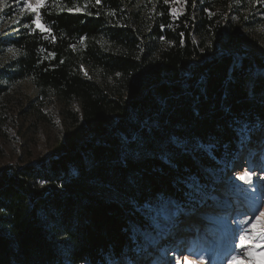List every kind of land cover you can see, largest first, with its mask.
Here are the masks:
<instances>
[{
	"label": "trees",
	"instance_id": "obj_1",
	"mask_svg": "<svg viewBox=\"0 0 264 264\" xmlns=\"http://www.w3.org/2000/svg\"><path fill=\"white\" fill-rule=\"evenodd\" d=\"M51 1L41 9L47 33L24 28L27 14L0 39V54L19 51L5 77L78 102L92 134L0 169V264H107L136 246L138 208L181 199L180 178L203 179L232 156L245 125L264 130V58L238 56L248 35L212 14V0H153L146 20L140 10L119 25L109 14L125 0L95 2L92 15L68 11L81 0Z\"/></svg>",
	"mask_w": 264,
	"mask_h": 264
},
{
	"label": "rangeland",
	"instance_id": "obj_2",
	"mask_svg": "<svg viewBox=\"0 0 264 264\" xmlns=\"http://www.w3.org/2000/svg\"><path fill=\"white\" fill-rule=\"evenodd\" d=\"M152 1L125 0L121 13L109 14L110 24H122L140 10L146 20ZM29 2L35 4L37 0ZM95 2L81 0L82 4L72 12H88ZM22 4L23 0H0V9H3L0 11V39H10L20 29L21 17L28 14L19 11ZM52 5L51 0H45L44 7L51 9ZM76 8L82 12H76ZM211 8L212 14L239 25L248 35L243 47L247 52L238 56L255 53L264 58V0H212ZM225 49L219 46L217 50ZM18 56L19 51L13 46H6L0 54V169L35 162L61 149L68 141H83L92 134L91 127L83 121L78 102L64 100L51 90L41 91L31 78L7 80L5 75ZM81 71L85 77L97 81L103 76L86 65ZM248 137L238 143L232 156L215 160V165L204 172L201 180L207 178V182L214 185L219 202H209L195 217H181L173 234L160 238L155 244L152 243L154 229L144 214L145 205L158 207L162 201L145 204L138 208L144 220L145 235L137 236L134 248L108 258L107 264H173L174 259L181 264L186 259L193 264H236L235 258L243 264H264V256L249 257V248L239 246L241 237L249 236L254 245H260L253 246L252 250L264 253V231L257 235L252 230V225L264 213V130L248 132ZM201 145L195 149L210 154L209 147ZM228 158L231 159L227 161ZM245 169L252 174L251 183L235 179ZM233 210L238 218L236 225L227 221V215ZM205 216L213 219H204Z\"/></svg>",
	"mask_w": 264,
	"mask_h": 264
},
{
	"label": "snow or ice",
	"instance_id": "obj_3",
	"mask_svg": "<svg viewBox=\"0 0 264 264\" xmlns=\"http://www.w3.org/2000/svg\"><path fill=\"white\" fill-rule=\"evenodd\" d=\"M165 4L168 3V0H164ZM186 2V0H185ZM96 3L99 4L100 0H96ZM45 6V0H37V3L33 4L29 0H23L22 6L19 7V11L23 13H28L32 16L31 22H25L23 27L30 28L34 26L33 31L39 30L40 33H47L49 29L42 23L41 9ZM87 8V5H85ZM3 9H0L2 11ZM69 12H72L73 9L69 8ZM76 12H82V9L76 8ZM87 15H92L89 11ZM181 11L173 8L171 9L170 15L173 16V21L179 18ZM123 26V25H121ZM164 25L161 24V28ZM171 27V24L169 25ZM181 37L183 33L180 34ZM45 40L48 39L47 35L44 37ZM11 50V49H10ZM138 58V57H137ZM87 73H85L86 75ZM241 132L242 142L247 140L248 137V126L245 125L243 129L238 130ZM201 147H203L201 145ZM235 179L239 180L242 183H251L252 174L247 169L243 171L242 175H238ZM218 182V181H217ZM178 184L182 187H178L177 191L180 193L181 199L169 198L164 199L160 197L162 203L158 207H153L150 205H145L146 212L144 213L146 218L150 221L152 229H154L155 236L152 239V243H158L160 238L167 237L173 234V229L179 227V222L181 217H195L200 213V210L203 209L209 202H219V197L215 194V187L213 184L207 182V178L203 181L195 176H187L180 178ZM204 219H213L212 217L205 216ZM198 231V228L196 229ZM252 230L254 233L259 235L264 231V213H262L259 219L252 225ZM145 235L142 229L133 228V239L136 240L137 236ZM137 242H139L137 240ZM240 248L248 247L249 251L247 255L249 257H255L258 255L264 256V253H257L252 250V247H259L260 245H254L253 238L249 236H242L240 239ZM236 264H243V261L239 258H235ZM173 264H181L178 260H173ZM183 264H193L190 260H185Z\"/></svg>",
	"mask_w": 264,
	"mask_h": 264
}]
</instances>
